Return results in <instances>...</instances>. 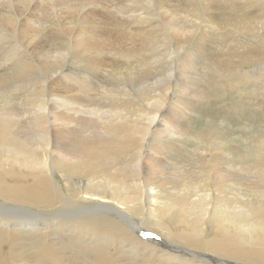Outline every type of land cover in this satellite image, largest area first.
I'll list each match as a JSON object with an SVG mask.
<instances>
[{
  "label": "bare ground",
  "instance_id": "bare-ground-1",
  "mask_svg": "<svg viewBox=\"0 0 264 264\" xmlns=\"http://www.w3.org/2000/svg\"><path fill=\"white\" fill-rule=\"evenodd\" d=\"M0 1L8 2L5 5L8 7L11 2ZM243 1L221 6L219 1L212 4L210 0H186L171 7L168 0L159 1L160 9L170 13L169 16L179 18L185 12L203 24L190 31L188 23L182 25L169 19L166 38H187L186 34L190 33L191 39L196 33L194 40L204 30L187 50L188 54L179 44L173 52L175 62L189 69L187 79H192V71L201 84L189 83L181 90L194 88L189 92L191 98L176 99L170 117L163 116L165 103L159 99L151 104L157 111L140 117L143 123L137 124L138 120L128 118L125 111H104L101 102L92 104L91 98L78 95L81 92L70 98L50 93L42 86L46 91L37 89L33 94L38 96L40 106L30 110L31 117L24 123L21 121L24 110L4 107L3 99L8 100L11 89L6 85L8 80L0 77V264H264V164L257 177L244 172L249 169L245 164L240 165V147L233 144L231 149H226L228 142L221 140L218 131H210L214 144L206 149L202 147L207 153L206 158L199 155L204 158L203 165L189 168L191 165L181 162L178 156L180 160L173 158L171 165L167 155L170 151L174 153L177 146L186 149L183 142L193 133L186 117L204 99L230 91L250 96L257 91L252 89V80L257 79L263 85V66L253 71L243 67L264 65V54L236 53L239 63L231 66L225 63L224 67L223 63L218 65L220 61H213L218 60L215 52L208 49L210 52L205 53L203 49L211 40L205 37L216 35V30L231 27L235 31L248 30L252 35L250 32H255L256 26L264 25V0ZM83 2L98 4L97 0ZM40 4L59 8L56 0H42L35 5L27 0L25 9L30 6L28 11L36 25L43 13ZM83 6L80 10L86 12L91 7ZM28 11L15 19L14 12L10 17L5 15L3 24L8 26L5 22L14 20L13 28L9 24L8 29L14 31L17 27L23 43L29 41L30 46L36 45L34 50L47 55L32 22L22 16ZM91 14L94 23L86 31V41L72 48L79 51L88 67L99 70L105 57L94 46L117 44L121 35L105 28L98 17L99 11ZM131 18L137 26L149 23L146 13ZM119 25L123 27L126 21ZM127 30L132 37H141L140 43L146 45L149 33L145 29ZM37 32L41 35L38 27ZM246 42L254 43L250 39ZM61 52L64 55L66 50L62 48ZM52 53L49 57L58 62L59 58ZM15 56L12 53L10 58ZM38 57L40 63L35 67L30 62L24 64L22 76L47 66L43 55ZM205 59L213 65L206 66L213 73L212 81L215 80L216 90L212 92L202 87V82L210 80L209 74H198L199 61ZM80 84L84 89L91 88L86 80ZM179 165L185 170L179 169ZM197 169L201 170L199 176L195 175ZM248 175L253 179L244 182ZM137 233L156 234L152 237L163 244L144 241ZM159 236L166 240H160Z\"/></svg>",
  "mask_w": 264,
  "mask_h": 264
},
{
  "label": "rangeland",
  "instance_id": "rangeland-1",
  "mask_svg": "<svg viewBox=\"0 0 264 264\" xmlns=\"http://www.w3.org/2000/svg\"><path fill=\"white\" fill-rule=\"evenodd\" d=\"M29 1H31L34 5L42 2V0ZM78 1L79 2L76 0H56V5H58L57 7H59L61 10L59 8L50 9L47 8L46 4H40L43 13L40 14V22L37 25L33 22L34 20L32 19V15H30L31 12L28 11L30 6H28V10L25 9L24 3H27V0H11L9 7L13 6L11 7L12 10L9 9L8 6H5L8 2L0 1V10H3L0 13L3 14V12L6 11L4 12L3 16L0 14V64H2L0 65V77L1 79L8 80L6 85L8 88L10 87L9 90L11 89L7 94L8 100L3 99L5 102V108H11V106H15V108H18L21 111L24 110L21 114V121H25L24 123H27V120H29L31 117V114L29 113L30 110H36L40 106L38 96L33 95L35 94L34 91L37 89L39 91L45 90L42 88V86H45L50 93L56 92L67 95L70 98L81 92V94L78 95H81V97H84L87 100H90L91 98L90 101L92 104L101 102L100 105H103L102 108L104 111H125L128 118H131L135 121L138 120L137 124H140L143 123L139 120L140 117L157 111V109L151 104L157 102L158 99L165 103L162 109V114L164 113L163 116L170 117V115L174 113V103L176 102V99L191 98L189 92H192L194 88L186 91L181 90L189 83L200 85L201 81L198 76H194L195 73L192 71H190L193 73L192 79H187V77H189V69L181 65V62H175L173 52L178 48L179 44L181 48L185 49L186 53L188 54L187 50L191 46L193 47V44H195L201 37L200 33L204 30H201L194 40L192 39L195 37L196 33L193 37H191V39L190 33L186 34L188 35L187 38L180 36L178 39H171L172 37L166 38L165 33L168 32L166 25H168L169 21H171L169 19H173L174 21L178 20L182 25L183 23H188L187 27L191 28L190 31H192L193 27L196 28L198 25L203 27V24L200 20L193 16H187V13L185 12L184 13L186 15L182 13V16L179 18L169 16L170 13H164V11L160 9V0H110V2H108L109 0H97L99 5L97 4L93 6L91 5V2H83L84 0ZM182 1L186 0H168V3L171 7L174 5L178 6V4ZM218 1L219 4L223 6L231 2L236 3L243 0H210L212 4H218ZM58 2L61 3L60 6ZM243 3H247V1L244 0ZM34 5H31V7ZM80 5L83 6V8H88L90 5L92 8H84L87 9L86 12V10H80ZM70 6L72 9H69ZM6 7L8 10H5ZM63 7L65 9H62ZM165 7L168 8L167 6ZM59 10L61 11L60 13ZM135 10H137V12ZM27 11L28 14L26 13L27 15L25 14L22 16L32 22L38 37L40 40H43V44L40 41L37 42L42 44L43 47L45 45L46 49L44 50H46L48 56L42 54L40 50H34L33 48L36 46L35 44L30 46L29 41V43L22 42L23 39L20 36L21 33H19L16 27L18 26L17 24L14 25L16 27L13 29L14 31H12V29H8L9 24L12 26L14 20H12L11 23L5 22L8 24V26L3 24L5 21L4 18H6L7 15L10 17L12 12H14L12 17L16 18ZM93 11L100 12L98 17L100 20H102L106 29L112 30L114 33L121 35L117 41V44H108L105 46L96 44L94 46V49L103 51V57H105V59L102 61V66L98 67L100 68L99 70L88 67L84 63L83 59H81L79 56V51H75L72 48L74 45L83 44L86 41V31L89 30L91 27L90 25L94 23L91 17V13H93ZM16 12L17 15L15 14ZM137 13H146L149 23L144 25L138 24L137 26V24H135L131 18L136 16ZM184 16L186 17L184 18ZM74 19L76 23H73ZM52 20L56 21L54 22ZM121 21H126V25L120 27L119 23ZM53 22L57 24H54ZM18 23H21V21H18ZM54 25L56 27L58 26L57 28H60V30H57ZM263 26L264 25L256 26V31L253 33L250 32L252 35L246 32L248 30H236V32L235 29L231 27L223 29L224 31L216 30V35H208L205 37L207 40L211 39L208 41L211 45L204 44L203 49L205 50V53L210 52L208 49L215 52L213 54L218 55V60L217 58L212 60L216 62L220 61V64L218 65L220 66L221 63H223L222 66L224 67H226V64H228L227 66H231L229 64L239 63L237 60V55L244 51H253L257 55H263ZM37 27L41 35H39L37 32ZM125 27L131 30V32L134 30L143 31V29H145L149 33L146 45L143 46L140 43L142 42V40H140L141 37H132V35H130V31H128L127 28L124 29ZM10 28H13V26ZM239 31H241V33ZM10 32H12V34L15 32L16 37L14 36L15 34H13L12 37ZM102 35L104 34L102 33ZM255 37H257V39H255ZM248 39L253 40L254 43L246 42ZM13 46L14 51L11 50ZM62 48L66 50L64 55L61 54L63 53L61 52ZM12 53L16 54L14 59L10 58ZM50 53H52V56L59 58V61L57 62L54 59H51L49 57ZM56 53H58L59 56ZM39 54L43 55L47 66H42L43 68L40 66L36 69L32 68V70L35 69L36 71H33L31 74L29 73L26 76H22L21 68L25 63L28 64V62H30L29 64L32 63L34 67L37 63H40V58L38 57ZM204 61H199L201 63L198 74H209L208 76L210 78L208 79L210 80L207 82H202V87H205L204 89L206 90L209 89V91L211 89L212 92L213 90H216V86L214 84L215 80L212 81L213 73L206 68V66H209L211 63L210 61H207V59ZM212 66L213 65L211 64L210 68ZM259 66L264 67V65L257 63L256 66L244 65L243 70L253 71L254 69L259 68ZM172 68L175 69L173 72ZM82 80H86L87 84L91 87L90 89L85 88L87 92L83 87H81L80 83ZM256 80H252L251 84L252 89L257 90L256 94L249 96L241 94L240 92L237 93L230 91L227 94L222 92L217 96L211 95L209 99H204L200 104L195 106V110L191 113H189L186 109H182L184 113H189V116L186 117V120L189 126H191L193 133L190 134L191 138L188 136L186 140L188 143L186 141L183 142L184 145L186 144V149H179L177 146L174 153L173 151H170L167 154L169 157L168 162L173 165V158H175L176 160L181 159V162L187 163L186 165H191L189 168H196L199 165H203L201 159H204L207 156V153L204 149H206V146L209 144H214V141L211 139V132L218 131L221 140L223 139L225 143L228 142V144L226 143V149H231L233 144L240 147V165L243 166L245 164L249 169L248 172H244L253 177H257V174L262 170L264 164V160L262 159V155L264 154V82L262 85ZM253 83H256V86L253 85ZM207 85H209L208 88H206ZM212 86L214 89L210 88ZM257 86H260L259 88L261 90L257 89ZM113 92L114 94H112ZM223 94L225 95L221 98ZM50 96L51 95H48V98ZM105 98L106 100H104ZM192 98L195 97L192 96ZM49 100L51 101V106L49 107L52 108L53 100L51 98ZM196 100L198 99L196 98ZM26 113H29V115ZM174 141L179 143L178 139H174ZM201 149L203 153L201 152ZM199 155H204L205 157L202 158ZM177 156L180 159H177ZM179 169L185 170V168L180 165ZM200 171V169H197V174L195 175L199 176L201 173ZM249 175L243 178L244 182L247 181V179H253L249 177ZM136 235L142 238L144 241L148 239L158 242L159 244H163L155 237H152L156 234H152V236H150L137 233ZM159 238L160 240H166L160 236ZM165 247L169 248L168 246Z\"/></svg>",
  "mask_w": 264,
  "mask_h": 264
}]
</instances>
